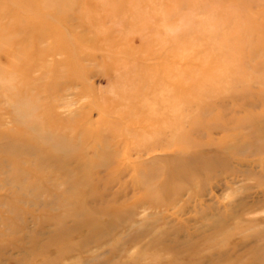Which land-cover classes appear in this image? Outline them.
Segmentation results:
<instances>
[{
    "label": "rangeland",
    "instance_id": "rangeland-1",
    "mask_svg": "<svg viewBox=\"0 0 264 264\" xmlns=\"http://www.w3.org/2000/svg\"><path fill=\"white\" fill-rule=\"evenodd\" d=\"M0 264H264V0H0Z\"/></svg>",
    "mask_w": 264,
    "mask_h": 264
},
{
    "label": "bare ground",
    "instance_id": "bare-ground-1",
    "mask_svg": "<svg viewBox=\"0 0 264 264\" xmlns=\"http://www.w3.org/2000/svg\"><path fill=\"white\" fill-rule=\"evenodd\" d=\"M55 150H56V149H55ZM21 190H22V189H21ZM74 191H75V190H74ZM72 193H73V192H72ZM67 195H68V194H67ZM31 196H32V195H31ZM56 203H58V202H56ZM47 204H48V203H47ZM42 205H43V204H42ZM47 207H48V206H47ZM55 209H56V208H55ZM57 209H58V207H57ZM57 218H58V217H57ZM47 220H48V219H47ZM82 221H85V220H82ZM86 221H87V220H86ZM82 223H83V222H82ZM85 223H86V222H85ZM89 223H90V222H89ZM79 224H80V223H79ZM83 224H84V223H83ZM95 224H97V223L95 222ZM75 225H77V224H75ZM88 225H89V224H88ZM79 226H80V225H79ZM79 226H78V227H79ZM92 226H93V225H92ZM65 227H66V226H64V228H65ZM76 227H77V226H76ZM76 227H75V228H76ZM78 227H77V228H78ZM80 227H81V226H80ZM84 227H85V226H84ZM75 228H74V229H75ZM77 228H76V230H79V228H78V229H77ZM7 229H8V228H7ZM67 229H68V228H67ZM9 231H10V229H9ZM73 231H74V230H73ZM13 232H14V231H13ZM36 237H37V236H36ZM49 243H50V242H49ZM84 244H85V243H84ZM92 244H93V243H92ZM96 247H99V245L96 246ZM95 258H96V257H95ZM93 260H94V258H93Z\"/></svg>",
    "mask_w": 264,
    "mask_h": 264
}]
</instances>
